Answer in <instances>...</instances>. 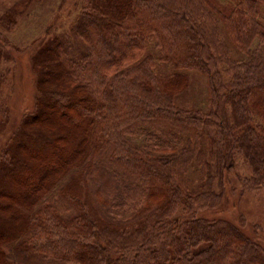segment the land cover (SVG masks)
Here are the masks:
<instances>
[{"label": "trees", "instance_id": "trees-1", "mask_svg": "<svg viewBox=\"0 0 264 264\" xmlns=\"http://www.w3.org/2000/svg\"><path fill=\"white\" fill-rule=\"evenodd\" d=\"M40 1L0 6V264H264L228 214L264 195V0H75L56 27L61 0L20 47Z\"/></svg>", "mask_w": 264, "mask_h": 264}, {"label": "rangeland", "instance_id": "rangeland-1", "mask_svg": "<svg viewBox=\"0 0 264 264\" xmlns=\"http://www.w3.org/2000/svg\"><path fill=\"white\" fill-rule=\"evenodd\" d=\"M60 2L61 0H42L31 5L25 13L24 18H22L19 27L14 32L10 33L9 36L12 41L20 47L29 45L32 40L47 29L48 22L53 16V11L58 8L57 6ZM2 3L3 0H0V6L3 5ZM74 3L75 0H68L63 3V6L59 11H56V27H59L65 22L68 11L73 8L72 4ZM73 16L67 19L66 28H68ZM234 56L239 57L236 53H234ZM11 70L13 81L11 108L13 114L20 117L25 111V107L28 104H31L30 101H32L33 96L35 95V89L33 90L32 83L29 82L31 79L29 74L27 75L28 72L26 70L25 61L20 63L18 68H14V66L11 65ZM197 73L200 74L204 82L202 85L203 89H206L207 82V93L209 94L207 76L199 72ZM193 80L195 83L187 89L186 93L182 97V103L188 107L205 108L206 96L203 93H200V91H206L201 88L200 81L197 77H193ZM237 173L239 175L247 174H245L244 167L241 165L239 166ZM238 200L239 198H237V201ZM236 210L242 212L246 216L252 233L254 235L258 234L261 239V243L264 244V195L258 193H248L244 195L240 199L238 207H236V209L233 208L230 212H228L229 216L233 217L234 215H237L234 213ZM204 214L209 215L208 213ZM228 214H224L222 216L229 217Z\"/></svg>", "mask_w": 264, "mask_h": 264}]
</instances>
